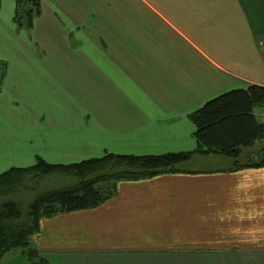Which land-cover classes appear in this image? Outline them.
Listing matches in <instances>:
<instances>
[{
  "label": "crops",
  "instance_id": "0c3cea01",
  "mask_svg": "<svg viewBox=\"0 0 264 264\" xmlns=\"http://www.w3.org/2000/svg\"><path fill=\"white\" fill-rule=\"evenodd\" d=\"M41 1L21 28L1 0L0 173L190 151L192 113L264 86V0ZM228 168L123 181L31 243L52 264H264V168Z\"/></svg>",
  "mask_w": 264,
  "mask_h": 264
},
{
  "label": "trees",
  "instance_id": "16d2710c",
  "mask_svg": "<svg viewBox=\"0 0 264 264\" xmlns=\"http://www.w3.org/2000/svg\"><path fill=\"white\" fill-rule=\"evenodd\" d=\"M17 2V25L33 27L35 17L41 13L42 1ZM7 73V63L0 60V89ZM261 107H264V86L259 84L233 89L207 101L191 114L198 146L190 151L156 155L110 153L65 165L39 159L31 167L0 173V263L6 253L22 249L29 264H52L31 243L34 234L41 230V219L100 207L118 193L123 181L200 173L194 165L212 155L233 161L227 171L264 168V122L256 115ZM55 177L73 180L74 185L50 189ZM35 191L37 196L28 208L17 200L21 193Z\"/></svg>",
  "mask_w": 264,
  "mask_h": 264
},
{
  "label": "rangeland",
  "instance_id": "374dc122",
  "mask_svg": "<svg viewBox=\"0 0 264 264\" xmlns=\"http://www.w3.org/2000/svg\"><path fill=\"white\" fill-rule=\"evenodd\" d=\"M6 62V61H5ZM7 63V62H6ZM233 161L227 157H221L219 155H212L210 157L202 158L198 163L194 165L195 169H203L206 171L223 170L226 167H231ZM74 185L73 180H62L60 178H54L51 182L50 189H62ZM46 189V188H44ZM37 191L35 192H24L18 197V201L22 202L23 207L28 208L32 200L36 198ZM0 264H29L26 256L22 252V249H13L11 252L6 253Z\"/></svg>",
  "mask_w": 264,
  "mask_h": 264
},
{
  "label": "built area",
  "instance_id": "2783aa9c",
  "mask_svg": "<svg viewBox=\"0 0 264 264\" xmlns=\"http://www.w3.org/2000/svg\"><path fill=\"white\" fill-rule=\"evenodd\" d=\"M261 117L264 118V113H263V115Z\"/></svg>",
  "mask_w": 264,
  "mask_h": 264
}]
</instances>
